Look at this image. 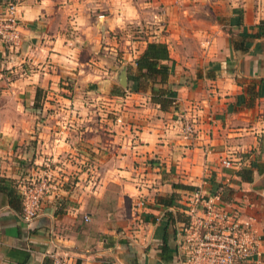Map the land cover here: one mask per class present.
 I'll return each mask as SVG.
<instances>
[{
  "label": "crops",
  "instance_id": "crops-1",
  "mask_svg": "<svg viewBox=\"0 0 264 264\" xmlns=\"http://www.w3.org/2000/svg\"><path fill=\"white\" fill-rule=\"evenodd\" d=\"M12 2L21 38L15 53L0 48V264H51V252L68 264H175L158 199L193 187L224 191L254 218L260 242L245 264H264V0ZM147 42L167 48L165 110L128 80ZM45 90L69 91L55 94L69 117L33 107ZM99 98L100 117L83 115ZM84 160L103 175L94 185L77 181ZM44 162L64 181L24 221L19 187Z\"/></svg>",
  "mask_w": 264,
  "mask_h": 264
},
{
  "label": "built area",
  "instance_id": "built-area-1",
  "mask_svg": "<svg viewBox=\"0 0 264 264\" xmlns=\"http://www.w3.org/2000/svg\"><path fill=\"white\" fill-rule=\"evenodd\" d=\"M16 4L5 2L0 9V48L15 49L20 42ZM116 123L121 119L116 117ZM182 135L193 134L192 121H182ZM224 167L230 160L220 161ZM45 177L31 176L19 187L21 217L32 220L39 209L40 201L49 188ZM143 201L138 202L142 205ZM171 213L167 225L174 235L173 254L175 264H245L257 252L260 242L255 220L243 215L240 205L220 199V192L193 187L183 191L174 202L165 208ZM51 264H68L64 253L48 254Z\"/></svg>",
  "mask_w": 264,
  "mask_h": 264
},
{
  "label": "trees",
  "instance_id": "trees-1",
  "mask_svg": "<svg viewBox=\"0 0 264 264\" xmlns=\"http://www.w3.org/2000/svg\"><path fill=\"white\" fill-rule=\"evenodd\" d=\"M5 0H0V3ZM6 2H12V0H6ZM1 59V58H0ZM167 48L164 43L161 42H147L142 51L134 59V67L132 72L128 75V80L133 83V90L142 88H147L149 90L150 101L159 106L160 109H167L173 102L174 92L168 88L162 87L163 84L171 72V67L165 63L168 60ZM144 82V84H143ZM39 92L35 93L33 107L37 105V96ZM224 192V191H223ZM221 191L220 199L224 202L229 201L225 194ZM20 196H16L18 200ZM17 200V201H18ZM159 203L167 208L174 202V196H169L167 200L158 199ZM11 208L20 211L18 205H10ZM163 216L165 220L169 219L171 213L169 211H164ZM165 238L161 249L166 250Z\"/></svg>",
  "mask_w": 264,
  "mask_h": 264
},
{
  "label": "rangeland",
  "instance_id": "rangeland-1",
  "mask_svg": "<svg viewBox=\"0 0 264 264\" xmlns=\"http://www.w3.org/2000/svg\"><path fill=\"white\" fill-rule=\"evenodd\" d=\"M16 49V48H15ZM15 53L14 49L11 50V53ZM55 94L57 95H62L64 96L65 98H68L71 100L72 98V95L69 93V91L67 90L66 92L63 91V90H57V91H54V93L52 94H49L47 90L45 91H40L39 92V96H37V103L38 105H43L45 102L48 103V104H51L49 108L48 105H45V109L43 110L42 112V115L43 117H48L50 114H56L54 115V117H59V118H63V117H66L69 115H67L66 113H64V110L68 109L69 107V104L68 102H64V105H61L60 103H63V102H60L58 99H60V97H57ZM96 98H90V101L91 102H94ZM98 107L99 109L96 110V106H92L91 109L89 108V110L85 111L83 115L85 116H92V117H95V118H99L100 115H98L97 113L99 112L100 113V98L98 100ZM93 114V115H91ZM39 116V115H38ZM106 117V116H104ZM119 126L122 125V120H121V123H117ZM107 142V141H106ZM60 165H62V162L61 161H58L56 162ZM94 163H96L95 161H93L92 163L91 162H88L86 163L85 160L84 162H82V165H83V170H84V174L79 178V180L76 178L77 175L74 173V174H70V176L67 175L68 179L67 181L70 182V181H74L77 179V181L79 182H82L84 184H89V185H94L93 182H97L99 180H102L103 179V175L102 173L100 172H96L94 171ZM52 168L50 166V163L49 162H44L43 163V166L41 167V172L34 175L35 177H45V178H48L49 180L47 181V185L50 186V184H54L55 182H58V184L61 182V181H64L63 180V177L65 176V173L63 174H60V170H55L54 173H51L49 171V169ZM63 176V177H62ZM66 177V178H67ZM59 180V181H58ZM63 183V182H61ZM106 185H115L114 183H108ZM100 210L103 211L104 210V207L100 206Z\"/></svg>",
  "mask_w": 264,
  "mask_h": 264
},
{
  "label": "water",
  "instance_id": "water-1",
  "mask_svg": "<svg viewBox=\"0 0 264 264\" xmlns=\"http://www.w3.org/2000/svg\"><path fill=\"white\" fill-rule=\"evenodd\" d=\"M121 80L124 82L125 81V77L123 74H121Z\"/></svg>",
  "mask_w": 264,
  "mask_h": 264
}]
</instances>
